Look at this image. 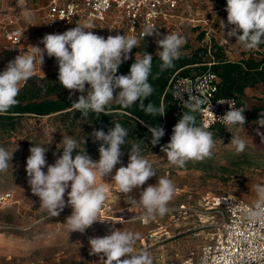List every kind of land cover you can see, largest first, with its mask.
I'll list each match as a JSON object with an SVG mask.
<instances>
[{
	"label": "clouds",
	"instance_id": "1",
	"mask_svg": "<svg viewBox=\"0 0 264 264\" xmlns=\"http://www.w3.org/2000/svg\"><path fill=\"white\" fill-rule=\"evenodd\" d=\"M224 10L227 12V24L222 19L219 23L221 29L232 26L226 33L227 39L235 37L236 43L245 50H253L264 44V0H226ZM21 14L30 24L33 13L21 5ZM93 28L92 24H77L63 33L45 34L38 42V45H44L43 48L31 46L30 53L18 54L8 61L4 70L0 71V114L7 113L18 104L21 82H27L34 75L36 63L42 66L47 55L55 57L58 65L57 81L62 88L69 90V99L75 92L81 93L72 102L71 108L81 111L85 117L90 112L106 113V107L112 102L128 109L137 101L139 109L146 116H163L166 111L163 104L156 106L151 101L147 105L144 103L155 92L149 82L152 54L144 51L141 58H137L136 54L129 73L117 75L119 66L131 58L132 49L139 48L140 39L119 32L105 38L93 33ZM157 29L151 23L144 24L141 38L145 40V37H156L155 54L159 57V71L162 73L172 68L174 61L180 58L185 38L174 32L161 34ZM86 84L89 87L86 88ZM206 85L207 79L198 82L195 87L191 81H185L177 84L172 91L173 98L181 101L184 111L172 129L170 141L162 145L160 151L166 154V159L174 166L183 168L188 161H203L213 155V133L207 130L209 125L199 124L196 118V113L203 112L205 105L206 110L215 117L211 111V100L197 95ZM185 93L188 94L187 100L184 99ZM217 103L229 105L230 110L219 117L227 130L236 125L244 128L246 107L236 108L235 100L226 98L217 100ZM256 124L264 128V118L259 117ZM147 127L151 133L148 142L155 147L165 135V130L159 125ZM256 134L264 141V133L257 129ZM89 135L93 143L101 142L98 161H93L86 149L83 153L77 151L73 158L77 141L70 135L63 136L59 143L62 144V155L53 153L57 156L53 164L47 163L48 147L34 144L29 148L30 155L26 159L27 183L31 193L39 198L40 208L46 210L50 218L58 217L65 207L72 209L64 222L68 233L83 234L95 222H105L99 219V213L107 198L106 189L97 180L99 177L104 181L103 178L109 176L117 164H121L120 158L124 154L121 149L126 144L129 132L117 122L107 133L102 129H94ZM86 140H83L84 145ZM230 144L237 154L245 151L246 142L237 135L232 134ZM128 156L127 166L116 169L112 182L124 194L128 204L142 209L143 220L163 217L168 213L169 202L176 194V185L167 177H159L154 185L149 184L139 191V199L129 195L134 189L145 185L150 178L157 176L152 163L141 155L139 144H132ZM12 159L13 153L0 147V173L7 171ZM255 191L257 200L254 207L245 209V216L251 223L264 222V185H256ZM138 239L139 233L117 229L113 224L105 236L89 237V255H98L103 264H153L149 251L134 252Z\"/></svg>",
	"mask_w": 264,
	"mask_h": 264
},
{
	"label": "rangeland",
	"instance_id": "2",
	"mask_svg": "<svg viewBox=\"0 0 264 264\" xmlns=\"http://www.w3.org/2000/svg\"><path fill=\"white\" fill-rule=\"evenodd\" d=\"M1 1L6 5L15 4L14 0ZM48 2L49 0L35 1L36 6L32 11L33 19L30 24L24 20L23 15L19 19V24L26 30L24 47L19 52L10 51L0 32V71H3L6 63L18 54L29 53L27 51L32 50L31 46L38 45L39 41L35 37L45 31L43 16ZM225 7L226 0H189L187 8L181 6L173 13L164 34L174 32L183 36L185 44L181 48V55L192 57L201 53L199 56L206 62L207 68L211 64V55L200 51L210 52L213 46L223 48L231 58H239L242 54L250 53L264 55V44L253 50H245L242 45L236 43L235 37L227 39L226 33L232 26L228 25L225 29H221L219 23L222 19L227 24ZM116 20L120 21V18ZM117 32L128 35L127 27L118 25L112 29L100 28L97 34L107 38L108 35L114 36ZM38 46L44 47L43 44ZM144 51L156 55L157 46L148 41H140L139 48L134 47L130 56L135 59L137 54V58H141ZM203 65L191 66V74L206 70L202 69ZM35 70L38 76H32L25 84L32 87L34 85L56 87L58 81L55 75L58 73H51L47 55L42 66L36 63ZM23 84L24 82H21L20 90ZM87 87L89 86L86 84ZM116 91L118 92L119 89ZM80 95L81 93L75 92L72 97L78 98ZM58 96L59 94H53L48 98H58ZM60 97H69V90ZM244 107L247 108L244 128L210 130L214 140L211 158L203 161H188L183 168H180L170 164L166 154L160 151L161 146L168 142L152 150L140 147L141 155L152 163L157 177L150 178L145 185L140 189H134L129 195L139 199V191L149 184L154 185L157 178L171 179L177 191L169 202L168 213L163 217L143 220L142 209L128 204L124 194L112 182L116 169L127 166L129 162L128 150L122 147L121 151L124 154L120 158L121 164H117L113 172L103 178L106 183L99 177L97 180V183H103L106 189L107 198L99 213V219L105 222H95L83 234L66 231L64 222L71 214L70 207H65L63 212L54 218H50L46 210L40 208L39 198L31 193L25 171L26 159L30 155L29 148L33 144L48 147L46 153L48 164H53L57 156L62 155V144L59 143L63 136L70 135L67 126L54 115L43 118L24 115L17 120L15 130L8 131L7 127H2L0 147L5 148L10 154L13 153V159L9 161L7 171L0 173V193L11 191L14 201L9 206L0 208V264H103L98 255H89L88 240L92 236H105L113 224L117 229L139 233L134 252L149 251L153 264H168L175 254L188 257L191 253L198 252L206 243L213 222L218 219L214 212L207 210L204 197L207 194L213 196L231 194L248 202H256L255 186L264 185V141H261L260 136L256 134L257 129L264 133V128L256 124L257 119L247 121L257 108L262 109L260 116L264 118L263 86L251 90ZM87 131L80 125L72 135L77 141V148L85 139ZM232 134L245 140L244 152L236 153L234 146L230 144ZM100 143L98 141V144ZM53 153H57V156ZM72 155L74 158L76 154ZM88 155L93 161H98L100 158L99 152ZM46 170L45 168L44 171ZM31 201L34 203L31 204Z\"/></svg>",
	"mask_w": 264,
	"mask_h": 264
},
{
	"label": "built area",
	"instance_id": "3",
	"mask_svg": "<svg viewBox=\"0 0 264 264\" xmlns=\"http://www.w3.org/2000/svg\"><path fill=\"white\" fill-rule=\"evenodd\" d=\"M14 1L15 4L6 5L0 0L1 37L12 53L22 50L26 37L25 28L19 24L22 16L21 5L31 12L36 6V0ZM188 3L189 0H49L43 16L45 31L35 39L40 41L45 34L63 33L77 24H92L94 28L91 31L95 34L100 28L112 29L118 25L126 26L128 35L156 45L155 36L145 37V40L141 38L142 26L151 23L161 34H164L173 13L181 6L187 8ZM118 17L120 21L116 20ZM31 51L28 49L27 52ZM48 66L51 73H58L55 57H48ZM36 75L38 76V73L35 70L33 76ZM205 79L207 85L198 91L197 95L211 100V111L215 117L206 110L205 105V110L197 113L201 124L209 125L208 131L214 128L226 129L219 117L230 109L227 104L217 103L221 80L211 70V64L206 70L191 76L175 74L170 84L173 91L177 84L191 81L195 87L198 82H204ZM23 85H26L25 82ZM184 99H188L187 93L184 94ZM226 99L235 100L236 108L244 107L239 105L235 97ZM173 102L178 108L177 112L184 110L180 100L173 98ZM236 127L240 126L230 128ZM13 201L14 195L11 191L0 193V208L9 206ZM204 202L207 210L218 216L217 221L213 222L210 228L206 243L198 252L191 253L188 257L175 254L168 264H264V222L251 223L245 216V209L254 207L255 202H248L231 194L223 196L207 194Z\"/></svg>",
	"mask_w": 264,
	"mask_h": 264
},
{
	"label": "trees",
	"instance_id": "4",
	"mask_svg": "<svg viewBox=\"0 0 264 264\" xmlns=\"http://www.w3.org/2000/svg\"><path fill=\"white\" fill-rule=\"evenodd\" d=\"M200 52L204 54L210 53L212 58L210 61L211 70L220 77L221 82L219 84L217 98L235 97L239 105L244 106L245 90L247 88L264 87V55L250 53L247 58H243L240 61H232L227 58L225 50L218 46H213L210 52L209 50H202ZM200 54L192 57L181 55L179 59L174 61L172 68L162 73L159 71V57L152 55L153 65L149 82L154 86L155 92L144 103L147 105L151 101L156 106L163 104L166 108L163 116H146L139 109V101H137L132 108L124 109L118 104H110L106 107V113L97 114L90 112L85 117L81 111L71 108L72 102L78 98L71 97L70 100L69 97H60L67 89L62 88L58 81L56 87L49 85L43 87H35L36 85H34L32 87L26 84L17 96L18 104L10 108L7 113L0 114V129L7 127L6 129L8 131L15 130L17 120L24 115H33L42 118L54 115L61 120L63 125L67 126L71 136L74 135L75 130L80 125L88 130L85 134V139H87L85 145L81 142L79 144L80 146L73 153L77 154V151L83 153L86 149L87 154H95L98 152V148L96 147H99V144L98 141L93 143L89 134L94 129H103L107 133L108 129L114 127V123L118 122L129 132L126 138V144L123 147L124 149L130 150L134 143L139 144L140 147H144L145 150L156 149L170 141L172 129L184 111L177 112L178 108L173 102L172 85L170 82L175 74L191 76V66L193 65L204 64L202 69H207L206 62L199 56ZM134 61V58H130L123 62L118 68L117 75H127ZM53 94H59L58 98H48V96ZM261 111V108H257L248 117L247 121L261 117ZM196 118L197 122L201 124L200 116L197 113ZM141 120L144 121L143 124L140 123ZM148 125H159L165 130V135L155 147L151 146L148 142L151 137V133L148 132ZM216 129L214 128L213 130ZM77 137L79 138L78 135Z\"/></svg>",
	"mask_w": 264,
	"mask_h": 264
},
{
	"label": "crops",
	"instance_id": "5",
	"mask_svg": "<svg viewBox=\"0 0 264 264\" xmlns=\"http://www.w3.org/2000/svg\"><path fill=\"white\" fill-rule=\"evenodd\" d=\"M226 53H227V52H226ZM226 56H227V58H228L229 60H232V61H240V60H242L243 58H247V57L249 56V54H242V55L239 56V58H238V57H236V58H231V57H229L228 54H226ZM251 90H254V88H247V89L245 90V98H244L245 100H247V97L251 95Z\"/></svg>",
	"mask_w": 264,
	"mask_h": 264
}]
</instances>
